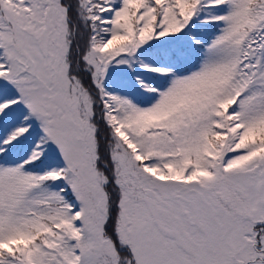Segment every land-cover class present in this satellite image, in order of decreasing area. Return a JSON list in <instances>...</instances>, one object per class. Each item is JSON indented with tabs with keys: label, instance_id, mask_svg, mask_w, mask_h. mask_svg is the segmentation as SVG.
<instances>
[{
	"label": "snow or ice",
	"instance_id": "obj_1",
	"mask_svg": "<svg viewBox=\"0 0 264 264\" xmlns=\"http://www.w3.org/2000/svg\"><path fill=\"white\" fill-rule=\"evenodd\" d=\"M0 264H264V0H0Z\"/></svg>",
	"mask_w": 264,
	"mask_h": 264
}]
</instances>
